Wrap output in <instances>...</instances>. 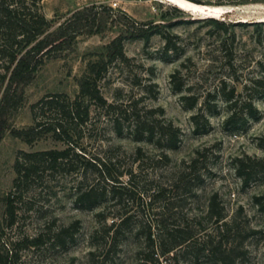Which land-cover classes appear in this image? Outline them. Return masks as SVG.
I'll return each mask as SVG.
<instances>
[{
    "label": "rangeland",
    "instance_id": "1",
    "mask_svg": "<svg viewBox=\"0 0 264 264\" xmlns=\"http://www.w3.org/2000/svg\"><path fill=\"white\" fill-rule=\"evenodd\" d=\"M199 1L203 5L239 9L219 18L224 25H216L169 0L41 2L43 14L54 27L76 12L93 6L105 7L106 12L97 19V23L104 22V30L79 36L57 58L45 61L25 88L17 112L9 116L10 131L0 142V218L5 210V197L16 177L14 163L18 153L66 148L51 136L27 144L14 137L11 130L34 126L32 106L45 96L61 94L74 99L88 63L105 56L108 46L121 34L128 36L125 53L129 63L110 67L102 88L105 97L109 101L117 99L118 103L138 100L143 113L152 110L147 114L151 121L172 123L179 129L181 142L176 150H168L160 144L158 135L153 142H137L127 132L118 136L104 114L94 111L76 140L77 146L90 158H113L120 166L118 171L124 173L122 183L132 190L131 197H126L122 204L109 201L90 210L75 204L72 176H58L32 185L34 189L27 197L35 201L33 209L42 208V212H22L15 229L7 231L5 237L9 241L23 236L43 238L39 245L21 250L19 264H96L90 253L101 245L92 241L94 233L104 227L99 214L109 215L107 226L113 219L119 223L123 217L130 218L118 248L112 251L106 264H264V212L256 202L264 196V168L259 166L264 164V83L250 97L259 118L251 120L244 130L224 126L228 112L219 98L206 101L203 98L196 109L185 110L181 96L173 92L171 84L172 75L180 72L179 80L189 90L185 95L206 97L226 82L236 85L246 98L249 91H245V85L252 87V80H264V25L256 24L264 23L260 22L264 20V0ZM132 20L149 24L154 31L149 40L125 33L123 25ZM168 36L176 45L173 54L164 51V37ZM230 57L233 68L227 65ZM152 84L154 89L149 92ZM0 89L5 87L0 85ZM117 89L122 90L118 95ZM200 108L206 110L207 116L200 117L196 130L192 117ZM242 164L254 170H247L251 173L247 183V176L238 173ZM131 173L134 184L130 182ZM160 190L166 192L165 198L153 199L152 195ZM214 198L224 216L219 224L207 216ZM168 204L172 210L166 214ZM76 221L79 224L70 230L67 244L56 243L55 235ZM164 222L176 227L188 225L195 233L192 241L199 244L210 240L214 244L221 242V251L226 256L216 258L207 251L197 259L192 250L179 248L165 257L157 254L153 262H147L149 249L145 247V236L139 232L144 234L151 227L158 235ZM173 256L176 258L172 259Z\"/></svg>",
    "mask_w": 264,
    "mask_h": 264
},
{
    "label": "trees",
    "instance_id": "2",
    "mask_svg": "<svg viewBox=\"0 0 264 264\" xmlns=\"http://www.w3.org/2000/svg\"><path fill=\"white\" fill-rule=\"evenodd\" d=\"M42 1L0 0V85L5 87L4 90L0 89V142L3 135L10 131L9 116L17 112L22 104L25 88L33 82L38 69L44 65L45 61L57 58L79 36L99 34L104 30V22L97 23V19L102 12H106L105 7L93 6L76 12L65 23L54 27L42 12ZM187 1L203 5L199 0ZM95 10L96 12L93 13ZM207 22L224 25L220 20L215 19H207ZM256 24L264 25V23ZM123 26L125 33L132 38L149 40L154 32L149 24H139L133 20ZM127 37L121 34L108 46L105 56L88 63L84 75L79 80V92L74 99L61 94L45 96L32 106L35 125L27 129L11 130L14 137L24 140L27 144H32L44 136H51L55 141L64 143L66 148L18 153L14 163L16 177L11 191L5 197V210L0 218V264H19L21 250L37 246L42 241L41 236L34 239L23 236L13 241L5 237L7 231L12 232L15 229L22 212L25 214V211L35 210L33 209L35 201L27 197L28 192L34 189L32 185L42 184L45 180H54L58 176H72L75 183L72 187L75 204L90 210L109 201L122 204L126 197H131L132 190L122 183L124 173L118 171L120 166L114 162L113 158L108 156L90 158L84 149L80 150L77 146L76 140L81 136L82 129L87 126L94 111L104 114L118 136L127 132L137 142H153L158 135L160 144H164L166 149L178 148L181 132L172 123L151 121L147 114L152 110L143 113L139 108L138 100L129 99L123 103H118L117 99L109 101L102 91L103 84L109 77L110 67L118 64L124 66L129 63L125 53ZM164 39L165 54L171 52L173 54L177 50L176 45L169 36ZM232 62L233 59L230 57L227 65L233 68ZM171 78L172 90L176 95L181 96L180 101L185 110L196 109L203 98L205 101L210 98H219L227 108L228 116L224 121L227 129L242 128L244 130L251 120L259 118L258 111L253 105V98L250 97L253 96L257 87H261L264 83L262 79L252 80V87L245 85V91H249L245 93V98V95L238 92L236 85H229L226 82H223L213 93H208L206 97L185 95L189 90L180 82V72L175 73ZM150 86L149 92H152L154 85ZM116 91L117 95L122 92L121 89ZM85 103L90 105L86 106ZM209 112L210 115L213 114V111ZM206 116V110L200 108L199 113L192 117L196 130H199L200 117L206 118ZM259 166L264 168V164ZM249 169L254 171L252 167L243 164L238 167V173L241 176H247L246 183L251 177L250 171H247ZM243 172L247 174L244 175ZM130 177L131 184H134L132 173ZM155 193L152 195L153 199L165 198L164 190ZM256 202L260 210L264 212V196L257 198ZM215 203V198L210 201L207 216L219 224L224 220V216ZM23 206L27 209L24 210ZM171 210L168 204L166 214ZM35 211L41 213L42 208ZM108 216L98 215L102 218L104 227L92 236L94 243L101 244L96 245V251L90 253L92 261L96 264H106L112 251L118 248V241L130 223L129 217H123L119 223L113 219L111 225L107 226L105 222ZM78 224L79 222L76 221L70 227L61 229L55 235V242L65 246L70 230L76 228ZM159 232L156 235L151 227H148L144 234L139 232L145 236V247L149 249L145 259L147 262H153L157 254L165 257L177 252L179 248L192 250L197 259L207 251L210 256L216 258L226 256L221 251V242L214 244L210 240L199 244L195 240L192 241L195 233L188 225L176 227L174 224L168 225L164 222ZM99 240H102V243ZM174 258L176 257L173 256L172 259ZM224 258H221L223 262Z\"/></svg>",
    "mask_w": 264,
    "mask_h": 264
},
{
    "label": "bare ground",
    "instance_id": "3",
    "mask_svg": "<svg viewBox=\"0 0 264 264\" xmlns=\"http://www.w3.org/2000/svg\"><path fill=\"white\" fill-rule=\"evenodd\" d=\"M173 2L175 5H177L179 8L182 10L192 13L193 15L200 16V17H207L208 15L214 16L216 18H221V9H214L212 6H207V5H202V6H207V7H198L189 1H184V0H169ZM215 7V6H214Z\"/></svg>",
    "mask_w": 264,
    "mask_h": 264
},
{
    "label": "water",
    "instance_id": "4",
    "mask_svg": "<svg viewBox=\"0 0 264 264\" xmlns=\"http://www.w3.org/2000/svg\"><path fill=\"white\" fill-rule=\"evenodd\" d=\"M184 1H187V0H184ZM190 3H192V2H190ZM192 4H194V5L198 6V7H207V6H202L200 4H195V3H192ZM212 8H214V9H221L222 10L221 16L222 15L231 14L234 11H236V10L239 9V8L233 7V6H215V7L212 6ZM205 19H215V20H219V18H216V17L211 16V15H208ZM260 22H264V20L263 21H260ZM240 23H244V22H240Z\"/></svg>",
    "mask_w": 264,
    "mask_h": 264
}]
</instances>
